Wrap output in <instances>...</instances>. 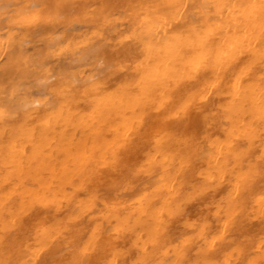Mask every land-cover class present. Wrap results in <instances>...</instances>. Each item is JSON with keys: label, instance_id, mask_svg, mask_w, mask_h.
Masks as SVG:
<instances>
[{"label": "bare ground", "instance_id": "bare-ground-1", "mask_svg": "<svg viewBox=\"0 0 264 264\" xmlns=\"http://www.w3.org/2000/svg\"><path fill=\"white\" fill-rule=\"evenodd\" d=\"M0 264H264V0H0Z\"/></svg>", "mask_w": 264, "mask_h": 264}]
</instances>
